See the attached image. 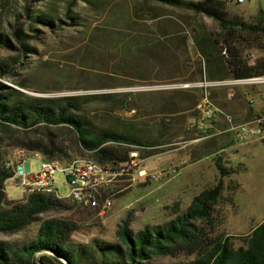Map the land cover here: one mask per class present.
<instances>
[{
	"label": "rangeland",
	"instance_id": "1",
	"mask_svg": "<svg viewBox=\"0 0 264 264\" xmlns=\"http://www.w3.org/2000/svg\"><path fill=\"white\" fill-rule=\"evenodd\" d=\"M91 1H79L72 6L70 0H0V38L16 45L14 33L21 30L32 49L29 55L17 58V51L0 46V66L13 64L12 75H0V82L33 97L115 93L121 103L126 101L128 110L121 105L95 101L85 107V115L98 128L129 135L142 142L143 146L113 145L120 158L127 154V160L118 165L133 161L134 165L129 168L133 181L128 182L129 177H124L111 190L113 194H103L109 196L112 203L104 213L76 206L70 210L47 212L24 231L0 235V240L12 245L28 243L34 239L43 220L57 218L74 225L72 238L75 242L83 244L96 239L113 243L117 227L123 221L128 219L133 233L146 226L162 225L183 213L194 196L220 180L222 192L214 222L211 226L198 222L197 226L209 237L223 235L233 247H238L242 238L264 220V131L255 140L229 143L224 152L221 151V137L226 134L202 139L205 133L194 126L198 117L196 107L182 110L183 99L189 105L191 94H202L195 86L201 81L196 77L195 69L199 58L189 39L185 45L172 47L169 52L161 45L155 51L148 49L141 55L132 53L128 57L121 55L120 48L113 55L96 45L88 48L86 39L90 31L100 35L112 32L155 39L158 27L180 31L179 35L174 34L177 39L198 25L217 32V23L192 11L155 2ZM235 1L225 0L236 12L244 10L247 13L243 19L246 22H250L261 1L264 3V0H242L239 4ZM43 7L51 9L56 18L53 25L58 28L38 23L31 30L29 25L33 16ZM257 44L239 46L242 57L250 65L264 59V48ZM19 82L27 87L21 89ZM183 90H189L191 94L177 93ZM209 92L212 102L236 123L264 119V85L227 84L211 88ZM48 130L68 155V158L55 160L93 159L90 155L82 156L73 147L69 130ZM42 131L39 127L28 133L15 127L4 133L0 131V163L16 149H23L24 143L42 138ZM217 139L220 140L217 142ZM107 147L112 145L107 144ZM27 153L31 170H37L43 156L39 152ZM217 158L226 169L234 172L221 177L215 166ZM96 165L104 169L98 163ZM141 171L144 177L138 175ZM54 180L60 200L71 205L64 199L69 193L66 177L56 173ZM124 186L128 188L116 193ZM4 193L6 200L13 203L21 201L25 195L11 180L5 182ZM98 206H105V199H98ZM193 257L180 253L174 258H153L151 264H170Z\"/></svg>",
	"mask_w": 264,
	"mask_h": 264
},
{
	"label": "trees",
	"instance_id": "2",
	"mask_svg": "<svg viewBox=\"0 0 264 264\" xmlns=\"http://www.w3.org/2000/svg\"><path fill=\"white\" fill-rule=\"evenodd\" d=\"M82 1L70 0L74 6ZM144 3L155 2L175 9L192 11L203 15L217 23L218 31H210L205 25H198L182 36L175 35L180 31L158 27V37H132L114 33L97 34L90 31L87 46H98L105 53L114 54L117 48L124 57L135 53L141 55L144 50L155 51L163 45L166 51L179 44L185 45L189 39L199 61L196 63V77L207 81L244 80L264 75V59L250 65L240 53V45L256 44L264 48V11L258 13L246 22L237 15H231L226 10V2L221 0H142ZM56 19L49 7H43L32 18L31 30L35 24H49L51 28ZM73 19V17H71ZM86 26V25H83ZM16 45L0 38V46L7 50L18 52L17 58L29 55L32 51L28 37L18 30L14 33ZM164 39L165 41H162ZM262 43V44H261ZM225 50V55L222 51ZM162 56L159 57V59ZM15 60V59H14ZM12 63L0 66V75H12ZM195 79V78H194ZM192 79V80H194ZM190 79H185L189 81ZM21 89L27 86L18 83ZM198 92V90H193ZM201 91V90H200ZM189 90L177 93L191 94ZM189 105L182 100L183 111L197 106L201 96L191 94ZM123 106L128 110L127 102L116 99L115 93L96 95H71L61 97H33L11 88L0 82V131L15 127L25 133L39 127L43 136L34 142H26L23 149L27 152H39L49 160L68 158L62 146L56 142L48 128H63L69 130L73 137V147L84 160H94L104 169H110V163L117 165L127 160V154L121 158L113 145L143 146L142 142L112 130L94 126L85 115V107L95 101ZM170 104L172 101L167 100ZM163 101L164 104L167 103ZM196 114L198 111L195 112ZM107 144L112 147H107ZM22 149V148H21ZM1 160V157H0ZM5 160V159H4ZM0 163V235H11L24 231L32 222L47 212L70 210L75 205L65 204L60 197L50 194L24 195V198L13 203L7 201L4 193L5 182L12 173ZM215 166L221 177L234 170L226 169L215 159ZM222 184L219 180L212 188L201 191L194 196L186 210L176 214L162 225L146 226L133 233L129 229L128 219L118 225L113 243L100 240H90L78 243L73 240L74 225L66 220L50 218L43 220L36 231L33 240L21 245H12L0 240V264H151L153 258L176 257L180 253L194 256L188 261L172 262L170 264H264V220L250 230L242 238L238 247H233L230 240L223 235L209 237L198 222L211 226L214 222L216 206L219 203Z\"/></svg>",
	"mask_w": 264,
	"mask_h": 264
},
{
	"label": "built area",
	"instance_id": "3",
	"mask_svg": "<svg viewBox=\"0 0 264 264\" xmlns=\"http://www.w3.org/2000/svg\"><path fill=\"white\" fill-rule=\"evenodd\" d=\"M232 1V0H229ZM237 4L242 0H236ZM225 55V50L222 51ZM227 84H248L264 85V75H259L244 80L229 81H207L203 78L196 83V87L202 91V97L196 106L198 117L194 125L201 133H205L202 139L215 135L212 133V122L215 117L221 114L220 109L212 102L209 90L218 88ZM253 103V100H250ZM229 123L228 132H232L234 139L239 143H246L261 136L264 131V119L255 118L250 121L234 123L230 117H226ZM133 161L124 164H111L110 169H99L94 165V160H84L75 158L70 161L60 162L58 160H49L41 158L37 170L32 171L28 160V153L24 149H16L13 155L8 156L3 163L6 170L12 173L8 180L13 181L20 187L25 194L30 195L33 192L41 194H50L59 197L57 194L54 175L62 173L67 180L69 193L66 198L73 205L80 209H96L104 213L111 207V198L103 196L116 187V184L123 181L124 177H129L128 182L133 181V174L129 168L133 166ZM139 176H145L144 172H139ZM128 186L119 188L116 193L123 192ZM98 199H105V206H98Z\"/></svg>",
	"mask_w": 264,
	"mask_h": 264
},
{
	"label": "crops",
	"instance_id": "4",
	"mask_svg": "<svg viewBox=\"0 0 264 264\" xmlns=\"http://www.w3.org/2000/svg\"><path fill=\"white\" fill-rule=\"evenodd\" d=\"M221 1H225V0H221ZM226 10H227V12L233 13V14L239 16L242 19H244V16L247 15V13H245L244 10L243 11L236 12L233 9V7H229L228 5H226ZM259 10L264 11V3H262V1H261V5L255 9V13L252 14V16L250 18L252 19L258 13ZM220 111H221V114H219L218 116H216L215 119H214V121L212 122V130H211V132L212 133H215V136L220 135V134H226V136L228 137L227 139H226V136L221 137L222 138L221 139V142L223 143V146L221 147V151L224 152V148L229 143H233L235 141L233 133L227 131V129L229 128V123L227 122L226 117H230L233 122H234V120H233V118L230 115L225 114L221 109H220ZM245 114H248V112L245 111ZM234 123H236V122H234ZM219 140L220 139H217V142Z\"/></svg>",
	"mask_w": 264,
	"mask_h": 264
},
{
	"label": "bare ground",
	"instance_id": "5",
	"mask_svg": "<svg viewBox=\"0 0 264 264\" xmlns=\"http://www.w3.org/2000/svg\"><path fill=\"white\" fill-rule=\"evenodd\" d=\"M94 165H96V163L94 162ZM98 167V166H97Z\"/></svg>",
	"mask_w": 264,
	"mask_h": 264
}]
</instances>
